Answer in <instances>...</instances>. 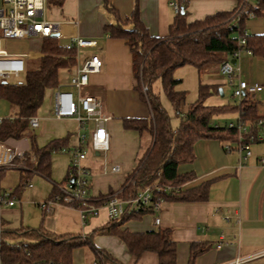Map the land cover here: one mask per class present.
<instances>
[{
	"label": "crops",
	"instance_id": "crops-1",
	"mask_svg": "<svg viewBox=\"0 0 264 264\" xmlns=\"http://www.w3.org/2000/svg\"><path fill=\"white\" fill-rule=\"evenodd\" d=\"M52 1L55 0H46L44 17L58 23L59 31L54 36L61 45L67 46L76 38L93 39L97 44L76 49L75 65L59 70L58 85L47 90L36 114L40 119V126L33 130L37 144L44 146L56 139L63 140L65 144L51 155V178L35 172L32 177L37 179L36 185L31 182L32 178L30 180L32 186L28 188H34L32 195L35 204L42 210L40 224L32 227L42 225L57 233L74 232L88 236L95 228L110 220L100 196L110 191L117 193L122 189L127 175L137 164L138 156L151 143L149 134L128 129L123 124L125 118H149L151 110L135 88L137 80L133 74L129 45L125 39L107 34L105 26L129 17L137 5L140 18L149 32L165 36L177 13L172 5L173 0H63L61 4ZM186 1L190 21L203 19L218 11H232L239 4V0ZM245 29L252 36L264 34V14L248 17ZM92 53L101 57L102 70L92 74L86 85L80 88L72 86L71 77L77 73L82 61ZM33 55L39 58L42 52L40 50L37 54H31L30 60L34 58ZM236 63L240 67V78L263 85V89L255 93L258 112L263 119L259 123L258 138L250 144L251 155L245 157L246 151L240 147V133L238 141L218 137L197 140L194 145L195 159L181 164L179 170L195 174L194 179L185 184L186 187L212 179L209 198L205 201L164 200L160 212H147L123 225L134 232L170 228L178 247L177 264H189L190 245L194 241L209 244L208 250L200 254L194 264H230L236 258H248V264H258L259 259L264 258V58L243 50L236 58ZM204 71L220 73L219 65L209 66ZM207 83L216 82L211 79ZM58 89L72 91L76 98L80 95H94L101 100L103 113L111 116L106 122L109 134L107 150L92 147L91 137L95 128L92 120L81 125L74 118L59 119L54 115V93ZM219 93L223 94V88L219 87ZM228 122H234V117L229 118L224 125ZM175 123H172L173 127L179 125V122ZM246 125L249 132V126ZM80 134L87 135L83 148L86 151L84 163L91 171L90 200L95 205L103 206L99 215L86 221L78 205L54 203L50 211L40 206L41 201L50 199L54 185L60 184L67 177L71 152L78 147ZM115 165L119 166V170H112ZM21 195H18L14 205H8L7 209L1 211L0 226L4 221L9 228L31 227L27 219L23 223L22 207L26 202L22 201ZM17 205L20 209H17ZM28 205L26 203V208ZM157 216L161 218L159 225L155 223ZM104 236L122 241L114 235ZM221 241L223 244L219 247ZM100 247L113 254L106 247ZM128 254L131 255L129 250ZM146 255H150L149 264H157L156 253L145 252L140 259ZM139 260L134 259V263Z\"/></svg>",
	"mask_w": 264,
	"mask_h": 264
},
{
	"label": "trees",
	"instance_id": "trees-1",
	"mask_svg": "<svg viewBox=\"0 0 264 264\" xmlns=\"http://www.w3.org/2000/svg\"><path fill=\"white\" fill-rule=\"evenodd\" d=\"M61 4L63 0L52 3ZM180 11L170 24L169 33L165 36L152 35L142 22L136 5L132 14L117 23L105 26V32L112 37L125 39L132 52L133 74L136 78L135 88L151 110L149 118H125L123 124L128 129L147 133L151 143L138 156L137 164L126 177L119 192L110 191L100 196L105 200L117 194L122 199L134 198L139 191L151 186L155 189V199L166 201H205L209 198L213 180L208 179L196 186L185 184L194 179L193 172H181L179 166L195 159L194 145L202 138L218 137L221 139L239 140V131L228 124L214 123L216 112L237 111L241 121L249 126L245 135L257 137L259 123L263 117L258 112V101L255 94L245 93L238 104H221L217 106L205 104L207 96L219 91V84L199 82L198 98L183 110L187 92L178 89L182 82L176 78L177 68L191 64L199 72L209 66L221 64L235 58L236 51L249 48L252 53L264 58V34H246L245 20L249 17L244 12L238 24L233 21L242 0L232 11H218L203 19H188V3L179 0ZM254 16L264 14V0L248 4ZM240 37L246 42L240 43ZM76 47L67 48L59 43L54 35L46 36L41 43L42 55L35 66H28L23 81L1 85V97H6L15 107L16 114L12 120H4L0 124V140L8 136L19 137L28 134L32 139V150L18 158L20 167L19 183L13 194L18 197L30 182L35 172L51 178V155L54 150L64 146L63 140H52L39 146L36 136L29 127L28 118L36 115L43 104L46 92L58 85V73L61 68H70L76 63ZM159 80L161 89L174 107L180 121L177 127L172 125V116L164 106L160 92L154 89ZM9 168L0 169V178ZM72 178L69 167L68 175L60 184ZM59 184V185H60ZM59 192L57 184L49 196L53 198ZM152 210L142 208L125 212L95 228L91 234L57 233L44 226L9 228L4 221L0 226V261L1 264H74L73 252L77 247L89 245L95 256V264H124L106 249L93 241L96 234L119 237L137 261L145 252L157 254V264H177L178 247L168 227L157 230L134 232L123 225L132 218H140ZM205 241H194L190 245L189 264L208 250Z\"/></svg>",
	"mask_w": 264,
	"mask_h": 264
},
{
	"label": "built area",
	"instance_id": "built-area-1",
	"mask_svg": "<svg viewBox=\"0 0 264 264\" xmlns=\"http://www.w3.org/2000/svg\"><path fill=\"white\" fill-rule=\"evenodd\" d=\"M257 0H242L237 12L233 15V21L238 24L242 12L249 17L254 16L250 11L249 3ZM172 5L178 13L180 11L179 0H173ZM46 0H0V98H1V85L10 77L20 76L25 73L27 69V59L30 55L27 53H10L3 46L5 39H24L30 36H40L42 38L51 36L59 31L58 23L48 20L44 17V9ZM246 34L248 33L245 31ZM246 42L244 37H240V43ZM96 40L88 38H76L72 40L67 48L82 47V46H95ZM246 50L252 53L249 48L241 49L235 52L232 59L223 61L219 65V71L224 76L230 78L229 83L234 87L233 96L241 98L245 93L255 94L261 91L263 87L258 83H249L238 76L240 67L236 63V58L240 52ZM29 60V59H28ZM103 61L101 57L92 53L86 57L78 67V71L70 79L72 86L80 88L86 85L92 74L98 73L102 70ZM54 115L59 118H74L81 125L87 121L92 120L95 128L91 137V145L96 150H107L109 148V134L106 127V122L111 119L110 115H106L102 111L101 100L94 95H80L78 98L74 93L69 90L58 89L54 93ZM15 116L2 117L0 115V124L4 120H12ZM29 127L37 129L40 126V119L36 116L28 118ZM230 127H236L240 133V147L246 151L245 157L251 155L250 144L258 137L254 135L249 136V140L245 135L248 134V128L245 122L239 118L237 122L228 123ZM87 140L86 134L79 135V145L71 152L70 168L72 171V178L65 184H58L59 192L48 200L40 202V206L50 211L54 203L78 205L82 218L84 221L92 216H97L104 206L109 213L110 218H117L125 212L137 211L142 208L151 209L152 212L158 213L161 211L163 198H156L155 189L147 186L138 192V194L131 199H122L117 194L108 196L103 206L95 205L90 199V178L91 171L85 165L86 151L83 144ZM32 139L28 135L8 136L0 140V169L15 168L16 160L25 156L32 150ZM229 147V146H228ZM264 161V158H262ZM112 170H119V166H113ZM27 186H32L29 182ZM17 202V197L12 193L4 190L0 196V204L14 205ZM161 222L160 216L155 218V223L159 225ZM223 242H219L220 247ZM248 258H236L230 264H248ZM1 264V261H0Z\"/></svg>",
	"mask_w": 264,
	"mask_h": 264
},
{
	"label": "rangeland",
	"instance_id": "rangeland-1",
	"mask_svg": "<svg viewBox=\"0 0 264 264\" xmlns=\"http://www.w3.org/2000/svg\"><path fill=\"white\" fill-rule=\"evenodd\" d=\"M41 43L42 39L38 36H30L28 38L24 39H5L3 42V46L8 50L10 53H27L29 55L31 54H37L41 50ZM34 58L30 60V58L27 59V67L28 66H35L38 61V56L33 55ZM219 65V64H217ZM174 76L176 78H181L182 82L177 84L178 89L186 90L187 92V98H186V104L183 106V109H186L188 105L195 101L198 98V87H199V80L207 83L209 80L213 79L215 80L216 84H219V87L223 88V94L219 93V91H215L211 95L207 96L205 99V104L207 105H221V104H238L240 101L239 97L233 96V89L234 87L229 83L230 78L227 76H224L221 73H211L208 71L199 72L198 69L191 64H187L184 66H181L177 68L174 72ZM25 77V73H21L20 76L17 77H10L7 79V82L10 83H16L23 81ZM242 79V78H241ZM245 80V79H244ZM218 81V83H217ZM247 81V80H246ZM262 87L263 85L260 84ZM154 89L157 92H160L161 99L165 107L170 112V115L172 116V123L173 125H176L175 122H179V117L176 114L174 107L169 102L167 96L165 93H163L161 89V83L159 80H157L154 83ZM50 91H48L47 94L50 95ZM40 113V111H39ZM239 113L237 111H227V112H216L213 116V122L214 123H220L221 125H224L226 121H228L229 118L234 117V122H237L236 115ZM16 114L15 107L9 102V100L6 97L0 98V115L2 117H11ZM235 114V115H234ZM177 120V121H176ZM229 123V122H228ZM227 123V124H228ZM246 124V123H245ZM247 126V125H246ZM28 135V134H26ZM29 136V135H28ZM20 163L16 162L15 168L20 167ZM19 171L14 168H9L6 170V173L3 177L0 178V196L3 194L4 189H6L8 192H14V187L19 183ZM36 177V176H35ZM36 178L32 177V183L34 186L36 185ZM33 189L26 187L24 191L22 192V201L26 202L28 205V202L30 205H28V208H26V203H23L22 207V219L23 223L25 224L28 220L29 226H35L39 225L41 222L42 217V210L39 208L37 204H35ZM17 209H20L19 205L16 206ZM8 205L5 203L0 204V216L1 211L3 209H7ZM26 210H28L26 212ZM4 216V215H3ZM27 219V220H26ZM94 243L99 246H104L107 249H109L114 255L119 257L124 264H149L150 255H146L145 257H142L137 263H134V258H132L131 255L128 254V249L126 248L125 244L120 240H111L106 236H95L93 239ZM111 241V244H109ZM258 264L264 263V258L259 259ZM73 263L74 264H95V256L94 253L89 245H83L80 247H77L73 252Z\"/></svg>",
	"mask_w": 264,
	"mask_h": 264
},
{
	"label": "water",
	"instance_id": "water-1",
	"mask_svg": "<svg viewBox=\"0 0 264 264\" xmlns=\"http://www.w3.org/2000/svg\"><path fill=\"white\" fill-rule=\"evenodd\" d=\"M232 62L234 63V62H235V60H234V59H232Z\"/></svg>",
	"mask_w": 264,
	"mask_h": 264
}]
</instances>
